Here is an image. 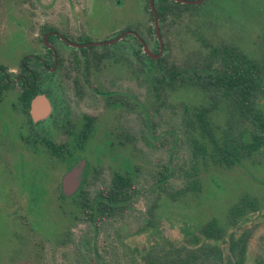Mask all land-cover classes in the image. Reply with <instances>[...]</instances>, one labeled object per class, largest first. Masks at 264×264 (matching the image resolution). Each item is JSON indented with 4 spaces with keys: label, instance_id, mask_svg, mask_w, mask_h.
<instances>
[{
    "label": "rangeland",
    "instance_id": "374dc122",
    "mask_svg": "<svg viewBox=\"0 0 264 264\" xmlns=\"http://www.w3.org/2000/svg\"><path fill=\"white\" fill-rule=\"evenodd\" d=\"M172 2H153L165 10L158 18L160 60L149 62L125 33L136 32L150 53L158 51L147 0H0V74L13 82L0 101V264H90L85 249L76 250L81 235L91 236L108 264H144L148 250L156 256L204 242L228 261L230 232L243 244L240 264H264V147L229 167L197 157L192 173L188 140L198 135L184 122V108L210 107L213 100L201 70L211 45L233 46L264 65V0ZM48 30L73 44L114 41L80 52ZM50 48L57 54L55 76L43 69L51 64ZM24 58L39 75L47 97L41 103L53 104L34 124L15 99ZM170 71L180 74L171 80ZM214 105L210 121L219 131L227 109L222 100ZM36 136L66 145L69 154H52L32 141ZM113 172H127L137 194L128 212L93 233L79 200L85 194L91 201ZM194 178L197 188L177 195ZM242 194L256 210L229 226V208ZM211 218L224 228L223 239L197 234Z\"/></svg>",
    "mask_w": 264,
    "mask_h": 264
},
{
    "label": "trees",
    "instance_id": "16d2710c",
    "mask_svg": "<svg viewBox=\"0 0 264 264\" xmlns=\"http://www.w3.org/2000/svg\"><path fill=\"white\" fill-rule=\"evenodd\" d=\"M172 3L175 6L182 5L179 2ZM160 13V10L157 11L158 16ZM145 59L149 62L160 60ZM204 67L201 69L204 73L202 77L208 78L210 89L214 92L210 107L201 104L188 108V111L184 108L186 113L184 122L190 130L197 131L198 135V137L190 136L188 140L192 173L195 172L197 157L229 167L264 147V111L260 107V104L264 103V65L233 46L211 45ZM167 73L171 80L180 74L176 71ZM164 76L165 73L160 76V81H163ZM191 84L196 83L191 81ZM219 100L226 105L227 118L224 127L217 131L210 121V110ZM87 124L88 122H84V126ZM40 140L56 156L69 153L68 147L60 151L51 142ZM196 182L195 178L189 180L183 188L176 191L177 195L196 189ZM136 194L137 189L127 172H113L108 183L95 191L91 201H88L85 194L81 195L82 200H79L83 207L81 212L89 229L97 233L103 222L128 212ZM253 210H256L255 201L248 194H242L229 208V226H235L238 217ZM196 232L207 241L223 239L226 234L224 228L219 226L214 218L199 226ZM232 236L231 232L227 234L226 246L230 256L228 261L222 259V251L219 247L208 242L187 250L168 249L157 253L156 256L150 254L148 250L142 260L144 264H199L200 259L205 262L212 259V264H230L231 259L234 258V263L240 264L243 244L238 245V239L234 241ZM90 239L91 236L88 238L81 235L80 240L75 243L76 250L80 251V247H83L85 253L82 256H88L90 264H108L98 258Z\"/></svg>",
    "mask_w": 264,
    "mask_h": 264
},
{
    "label": "flooded vegetation",
    "instance_id": "af4514ba",
    "mask_svg": "<svg viewBox=\"0 0 264 264\" xmlns=\"http://www.w3.org/2000/svg\"><path fill=\"white\" fill-rule=\"evenodd\" d=\"M160 1H162V0H160ZM201 1H203V0H199L196 3H190V4H188V3H182V2H179V1H173V2H179L180 4H182L181 5L182 7H188L189 5L198 4ZM153 2H154V0H152V4H153ZM147 3H148V0H147ZM153 7H154V5H153ZM154 9H155V12H156L157 25H158V18L160 16H158L157 11L160 10V12L162 13L165 10V6L163 4H159L157 7H154ZM150 13H151V11H150ZM151 17H152V14H151ZM152 21H153V18H152ZM152 30H153V32L155 34L154 24H153ZM49 31L51 32V33H49V36L54 35V36H56V38H60L65 45L77 47L80 52H83L84 51V47L85 46H83V44L90 43V42L87 41L85 43H78L76 45H71L69 43L70 42L69 40H67L63 36L57 34V32H55L54 30H48L46 32H49ZM125 33H131L138 40V43L140 44V39L141 38L138 37V35H137L136 32H134L132 30H128ZM158 33H159V26H158ZM47 38H46V40H47ZM105 41H108V40H105ZM102 42H104V41H102ZM48 50L51 53V55L53 56V58L51 60V64H49L48 67L45 64H43V62H42L43 66H44L43 69L46 70V72L49 75L55 76V74H56V72L58 70V67H57L58 65H57V60H56L57 54L51 48L48 49ZM135 53L137 54V52H135ZM144 54H145V56H144L145 58H150V57H148L146 55L145 52H144ZM152 54H155V53H152ZM150 59H155V58H150ZM25 61H27V58H24V59H22L20 61V68L23 69V70H25L26 71V74H18L17 76H15V82H16L15 85L19 83L20 86H21V89L19 90V92H17V94L15 96V99H16V101L18 103L19 113L22 114V115H25L27 117L28 124H34V122H33L34 120L35 121H40V120L44 119V118H42V117H44L43 114H45L47 112V110L49 109V107H50V112H51V109L53 108V104H51L49 101L48 102L46 101L47 104H48V105L46 104L48 109L43 104L45 102V100L47 99V97H46L45 93L42 90H39L40 89L39 88V86H40L39 85L40 78L38 77L39 75L36 74V72L33 71V70H28L25 67V65H24V62ZM2 76H3V78H2ZM8 80H9L8 77L7 76L5 77V74L3 72H1V74H0V101L2 99H4V98L1 99V96L4 93L3 89H5L7 87H11L12 84H13L12 81L8 82ZM38 96H42V97H38ZM41 98L44 101L43 103H41ZM38 119H40V120H38ZM35 139L37 141L42 142L40 139H44V138H42L41 136H38V137L36 136V137H34V139L32 141H36ZM23 140L26 141V139H24V138H23ZM44 140L51 142L54 145V147L59 148L60 151H63L64 150V147L65 148L67 147L66 145H62L61 143L55 145L52 141H50L48 139H44ZM68 154L69 153H66L64 155L62 154L60 157L66 156Z\"/></svg>",
    "mask_w": 264,
    "mask_h": 264
},
{
    "label": "water",
    "instance_id": "95a60500",
    "mask_svg": "<svg viewBox=\"0 0 264 264\" xmlns=\"http://www.w3.org/2000/svg\"><path fill=\"white\" fill-rule=\"evenodd\" d=\"M173 1H179V2H182V3L190 4V3H196L199 0H173ZM148 5H149V8H150V11H151V14H152V18H153L155 36H156V40L158 42V51L155 54L150 53L148 51L146 45L141 41V39H140V44H141V46L143 48V51L146 53V55L148 57L157 59V58H159V56L161 54V51H162V42H161V38H160L159 33H158L157 16H156V12H155V9L153 7V4H152V0H148ZM44 38H45V36H43V41H44ZM112 41H114V40H108V41H104V42H90V43L83 44V46L110 43ZM69 43L71 45H76V44H73L71 42H69ZM69 175L71 176V173Z\"/></svg>",
    "mask_w": 264,
    "mask_h": 264
}]
</instances>
